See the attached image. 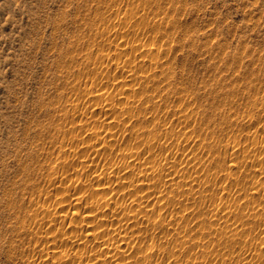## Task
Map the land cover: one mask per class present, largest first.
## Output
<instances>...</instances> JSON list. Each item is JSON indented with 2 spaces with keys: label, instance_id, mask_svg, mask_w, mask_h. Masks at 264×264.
Here are the masks:
<instances>
[{
  "label": "rangeland",
  "instance_id": "1",
  "mask_svg": "<svg viewBox=\"0 0 264 264\" xmlns=\"http://www.w3.org/2000/svg\"><path fill=\"white\" fill-rule=\"evenodd\" d=\"M0 264H264V0H0Z\"/></svg>",
  "mask_w": 264,
  "mask_h": 264
},
{
  "label": "bare ground",
  "instance_id": "2",
  "mask_svg": "<svg viewBox=\"0 0 264 264\" xmlns=\"http://www.w3.org/2000/svg\"><path fill=\"white\" fill-rule=\"evenodd\" d=\"M14 183V182H13ZM7 194H9V193H7ZM10 196V195H9ZM11 198V197H10Z\"/></svg>",
  "mask_w": 264,
  "mask_h": 264
}]
</instances>
